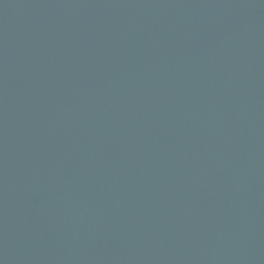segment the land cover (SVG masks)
<instances>
[{"label": "water", "instance_id": "water-1", "mask_svg": "<svg viewBox=\"0 0 264 264\" xmlns=\"http://www.w3.org/2000/svg\"><path fill=\"white\" fill-rule=\"evenodd\" d=\"M0 264H264V0H0Z\"/></svg>", "mask_w": 264, "mask_h": 264}]
</instances>
